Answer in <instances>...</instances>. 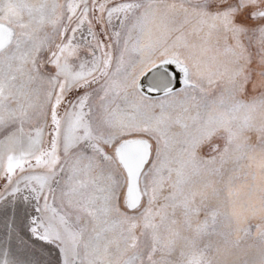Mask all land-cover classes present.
Masks as SVG:
<instances>
[{"label": "snow or ice", "instance_id": "6c2138e0", "mask_svg": "<svg viewBox=\"0 0 264 264\" xmlns=\"http://www.w3.org/2000/svg\"><path fill=\"white\" fill-rule=\"evenodd\" d=\"M0 264H264V0H0Z\"/></svg>", "mask_w": 264, "mask_h": 264}]
</instances>
